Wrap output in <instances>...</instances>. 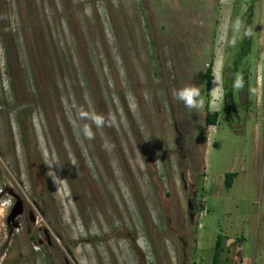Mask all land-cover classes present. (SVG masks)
<instances>
[{
  "label": "rangeland",
  "instance_id": "374dc122",
  "mask_svg": "<svg viewBox=\"0 0 264 264\" xmlns=\"http://www.w3.org/2000/svg\"><path fill=\"white\" fill-rule=\"evenodd\" d=\"M218 235L264 264V0H0V264H212Z\"/></svg>",
  "mask_w": 264,
  "mask_h": 264
},
{
  "label": "trees",
  "instance_id": "16d2710c",
  "mask_svg": "<svg viewBox=\"0 0 264 264\" xmlns=\"http://www.w3.org/2000/svg\"><path fill=\"white\" fill-rule=\"evenodd\" d=\"M204 79L206 81V89L208 88V86L210 85V81H211V68L207 67L205 73H204ZM216 119H217V113L214 114H207L206 118H205V123L207 126L210 125H215L216 124ZM236 176L235 173H226L225 177H224V187L225 188H230L233 182L234 177ZM221 251V237L218 235L215 243H214V253L212 256V264H218V257Z\"/></svg>",
  "mask_w": 264,
  "mask_h": 264
}]
</instances>
